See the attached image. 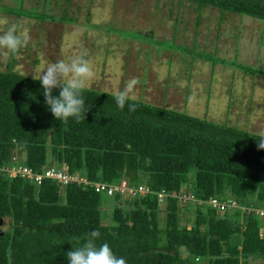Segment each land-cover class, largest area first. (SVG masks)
<instances>
[{"label":"trees","instance_id":"obj_1","mask_svg":"<svg viewBox=\"0 0 264 264\" xmlns=\"http://www.w3.org/2000/svg\"><path fill=\"white\" fill-rule=\"evenodd\" d=\"M190 1L264 21V0ZM174 46L264 76V68ZM34 78L0 70V166L14 161L41 170L53 163L89 181L167 192L185 186L197 199L235 200L239 207L219 212L196 203L193 218L182 220L177 197L161 206L155 194L109 197L77 183L61 190L51 179L37 185L0 170V219L11 220L0 231V264H68L66 253L93 230L101 234L96 243H108L126 264H264V217L256 211L264 209V134L140 100L129 101L137 105L129 113L113 93L92 88L82 94L85 119L64 124Z\"/></svg>","mask_w":264,"mask_h":264},{"label":"rangeland","instance_id":"obj_2","mask_svg":"<svg viewBox=\"0 0 264 264\" xmlns=\"http://www.w3.org/2000/svg\"><path fill=\"white\" fill-rule=\"evenodd\" d=\"M1 6L11 13L0 17L22 21L31 37L18 58L0 63L2 71L38 78L48 64L86 52L95 72L88 88L114 93L136 77V100L264 134V76L174 46L264 68V21L190 0H0ZM181 207L182 220L190 221L194 207ZM10 224L3 219L0 231Z\"/></svg>","mask_w":264,"mask_h":264},{"label":"clouds","instance_id":"obj_3","mask_svg":"<svg viewBox=\"0 0 264 264\" xmlns=\"http://www.w3.org/2000/svg\"><path fill=\"white\" fill-rule=\"evenodd\" d=\"M0 63H7L18 58L21 50L28 47L31 37L29 30L20 20L9 23L7 18L0 17ZM82 52L67 59H59L47 65L40 73L38 80L43 89L45 102L49 111L61 123L66 124L70 118L80 122L85 119L88 111L83 92L95 78V72ZM36 79V78H34ZM139 84L136 77L129 79L122 89L113 93L115 103L120 110L127 105L129 113L135 112V90ZM59 89L54 96L53 90ZM259 148L264 149V141L259 142ZM98 230L86 234L84 242L66 253L68 264H126L123 257L117 256L108 243L97 244L100 237Z\"/></svg>","mask_w":264,"mask_h":264},{"label":"built area","instance_id":"obj_4","mask_svg":"<svg viewBox=\"0 0 264 264\" xmlns=\"http://www.w3.org/2000/svg\"><path fill=\"white\" fill-rule=\"evenodd\" d=\"M0 170L6 171L9 177L17 178L21 177L33 184H41L46 179L56 181L61 190L69 183H77L89 185L95 192L100 194H106L109 197L121 196V197H139L147 194H155L159 205L163 206L168 197H177L180 204H191L194 205L206 203L219 212H232L235 208L239 207L235 200L220 201L218 198L211 197L208 200H200L190 194L185 186H182L179 191L167 192L165 190L154 191L145 184L132 185L127 181L122 180L117 183H107L100 181H89L84 175L79 173H68L66 169L56 166L51 163L49 166L41 169L34 170L30 167L23 166L17 162L12 161L9 165L0 166ZM241 207V206H240ZM244 208V207H242ZM261 217H264V209L256 210Z\"/></svg>","mask_w":264,"mask_h":264},{"label":"water","instance_id":"obj_5","mask_svg":"<svg viewBox=\"0 0 264 264\" xmlns=\"http://www.w3.org/2000/svg\"><path fill=\"white\" fill-rule=\"evenodd\" d=\"M2 223V220L0 219V224Z\"/></svg>","mask_w":264,"mask_h":264}]
</instances>
